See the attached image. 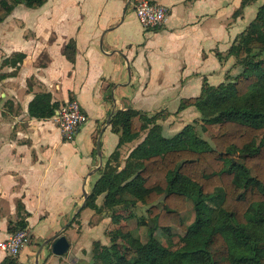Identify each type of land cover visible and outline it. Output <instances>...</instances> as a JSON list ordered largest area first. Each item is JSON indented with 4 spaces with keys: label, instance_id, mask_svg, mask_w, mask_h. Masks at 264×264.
Masks as SVG:
<instances>
[{
    "label": "crops",
    "instance_id": "1",
    "mask_svg": "<svg viewBox=\"0 0 264 264\" xmlns=\"http://www.w3.org/2000/svg\"><path fill=\"white\" fill-rule=\"evenodd\" d=\"M133 1L45 0L35 8L19 3L0 21V240L11 234L9 222L18 212L25 214L35 243L21 249L20 264H35L36 244L57 231L68 239V252L48 255L47 244L37 264H90L98 223L89 224L94 212L82 206L83 191L90 194L98 165L118 147L111 115L128 108L147 116L161 113L168 133L198 119L193 106L179 109L180 103L199 96L203 83L217 85L237 71L233 57L225 55L264 3L251 2L234 15L242 0H154L167 8L165 21L144 28ZM131 10L139 23L132 30ZM133 79L139 86L131 99L123 91L117 95ZM41 92L58 108L72 99L80 103L86 119L73 140L61 138L53 116L30 115L28 105ZM140 97L144 105L167 100L171 108H134ZM172 121L176 127L166 125ZM143 132L119 152L128 146L127 157ZM77 212L80 235L68 221ZM6 256L0 251V262Z\"/></svg>",
    "mask_w": 264,
    "mask_h": 264
},
{
    "label": "trees",
    "instance_id": "2",
    "mask_svg": "<svg viewBox=\"0 0 264 264\" xmlns=\"http://www.w3.org/2000/svg\"><path fill=\"white\" fill-rule=\"evenodd\" d=\"M44 1L0 0V21L16 4L35 8ZM255 1L242 0L234 15ZM225 56L233 57L240 71L227 74L217 85L203 83L199 96L180 103L179 109L193 106L201 122L194 120L165 135L153 115L131 108L111 115L118 147L99 170L85 206L101 211L96 203L100 195L108 209L140 202L149 221L145 241L128 225L111 231V245L96 244L91 264H264V3ZM56 108L47 92L36 94L28 105L36 118H49ZM143 131L144 138L128 153L123 167L112 165L120 156L119 146ZM203 133L210 134L209 140ZM218 193L219 203L210 204ZM188 203L194 219L186 225L182 213ZM24 218L18 212L8 230L15 229L13 234L26 229ZM171 226L184 232L171 237L172 243L183 242L175 250L153 235L159 228L171 236ZM15 257L7 255L0 264H20Z\"/></svg>",
    "mask_w": 264,
    "mask_h": 264
},
{
    "label": "rangeland",
    "instance_id": "3",
    "mask_svg": "<svg viewBox=\"0 0 264 264\" xmlns=\"http://www.w3.org/2000/svg\"><path fill=\"white\" fill-rule=\"evenodd\" d=\"M261 1H264V0H261ZM133 5H134V3H133ZM128 19H129V26L131 27V30L133 28H136V26H139V23L135 17L133 10H131L130 14L127 16V21H128ZM120 29H121V27H120ZM122 29H124V28H122ZM113 32L115 33V31H113ZM120 35L125 36L126 32L122 31V34L120 33ZM234 68H235L234 71L236 69H237V71L233 72L232 75H234L238 71H240L239 66H235ZM126 73H127V71H126ZM123 82H128V74H126V79ZM138 86H139L138 81L133 79V81L130 84L124 85L123 87H119V91H117V95L120 91H123L127 94L128 100H129V99H131L132 93L135 90H137ZM175 95H176V93H174V95H172V97L174 98ZM142 99L143 98H141V97L138 98L139 101L133 103L132 104L133 107L134 108L138 107V109L140 108V109L158 110L162 106L166 105L168 108H171V105L167 102V100H164V101L160 100L159 103H157L153 106H147V105H144L142 102H140ZM128 100H127V102H128ZM157 116H158L157 114L153 115V117H155L154 122L161 124L160 120H163V119L160 117H157ZM196 120H197V122H201L199 120V118ZM141 122H142L141 119L139 120V118L137 117L136 118L137 126H139L141 124ZM152 125L153 124H151L150 126H152ZM166 125L167 126L171 125L170 127L174 126L173 121H172V123H167ZM182 126H183L182 124H181V126L180 125L177 127L174 126L176 128L174 130H171V133H168V130L167 131L163 130L162 132L165 135H172V134L176 133L178 130H180L182 128ZM143 134L145 135L146 131L141 134V137ZM202 135L204 138L209 140V137H210L209 133H206V134L203 133ZM128 149H129L128 146H127V148H124L122 150L123 152H120L119 158L115 161L113 160L112 165H116V167H119L121 169L125 163V160H126L125 154L128 151ZM104 163L98 165V170L102 168ZM221 197H222V193H218L214 196L213 201L209 202V203L212 205H215V204L219 203ZM99 203H100L99 205H100L101 211L97 212V211L93 210L94 216L92 219L90 218V221H89V224L94 225V226L98 223V230H97V235H96L98 237L94 238L92 240L91 247L88 249V256L90 258V261L88 263H90V264L92 263L91 257L95 251V248H96L95 245L96 244L98 246H110L111 245V240H110L111 231H113L114 229H117L119 226L128 225L131 228L132 233L134 235H136L137 237H140L142 241H145L146 234H147L145 223L149 221V217L147 216L148 215L147 214V208L145 205L141 204L140 202H133L132 203V202L127 201L123 204L115 206L112 209H108V208H104L102 206L103 196L101 195ZM86 211H90V210L86 209ZM182 217H183V223H185L186 225L190 224L193 221L194 211H193L191 203H188L187 209L182 213ZM80 219H81L80 213L77 212L72 219L68 220L71 224L72 223L75 224L74 229L76 230L75 232L77 233V235H80V233H81ZM142 222H144V223H142ZM150 225H152L151 222H150ZM12 230L16 231L15 229L11 228V230H10L11 234H12ZM24 230H26V232L28 233V237H29L28 241L25 245H28L29 243H35V242L31 241L28 230L27 229H24ZM168 233H170L171 236H169L163 230L157 228L154 230L153 235L162 245H164L168 249L175 250L178 247L182 246V243H183L182 241H178L177 243H172V241H171L172 236H176V235L181 236L184 234L183 230H181L180 227L171 226ZM96 236H94V237H96ZM2 240H0V241H2ZM40 244H41V242L37 243L36 247L34 249L36 250L38 248V246H40ZM30 245H32V244H30ZM20 251H19V253H20ZM46 252H48L47 253L48 255L51 254L50 247L46 248ZM19 253L16 255L15 258H18Z\"/></svg>",
    "mask_w": 264,
    "mask_h": 264
},
{
    "label": "built area",
    "instance_id": "4",
    "mask_svg": "<svg viewBox=\"0 0 264 264\" xmlns=\"http://www.w3.org/2000/svg\"><path fill=\"white\" fill-rule=\"evenodd\" d=\"M134 11L139 22L147 28L160 26L166 18L167 8L154 0H134ZM61 138L73 140L78 129L86 119V115L76 99L61 105L53 115ZM26 230H18L0 241V251L16 256L28 241Z\"/></svg>",
    "mask_w": 264,
    "mask_h": 264
},
{
    "label": "water",
    "instance_id": "5",
    "mask_svg": "<svg viewBox=\"0 0 264 264\" xmlns=\"http://www.w3.org/2000/svg\"><path fill=\"white\" fill-rule=\"evenodd\" d=\"M96 151L100 156L101 152H100V140H99V138L97 139V143H96ZM100 162H101V157H100ZM83 195H84V201L82 203V206L85 204V200L87 199V196H88L85 191H83ZM47 244H49L51 253L53 255H56V256H62L64 254H66L68 252L69 246H70V243H69L68 239L66 238V236L61 234L60 231H57L56 233H54L50 237L46 238L38 247V249L35 253V264L38 263V254H39L40 250L42 249L43 246H45Z\"/></svg>",
    "mask_w": 264,
    "mask_h": 264
}]
</instances>
